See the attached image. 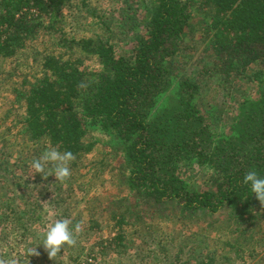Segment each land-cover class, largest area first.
Listing matches in <instances>:
<instances>
[{"label":"trees","instance_id":"16d2710c","mask_svg":"<svg viewBox=\"0 0 264 264\" xmlns=\"http://www.w3.org/2000/svg\"><path fill=\"white\" fill-rule=\"evenodd\" d=\"M74 1L0 0V64L10 68L0 72V83L11 85L23 109L20 135L28 143L43 140L71 151L72 167L97 144L90 130L104 132L119 146L127 198L134 204L125 199L124 208L113 209L111 244L125 247L127 213L134 221L143 220L141 213L169 220V211L226 213L236 226L262 220L256 211H264V202L243 178L250 170L264 177V0H151L141 37L123 56L108 39L74 40L64 33L63 11ZM79 1L85 6L87 0ZM193 21L212 57L200 77L239 80L257 89V99L243 103L219 134L210 129L199 103L201 82L183 78L170 104L159 106L173 85L168 63L189 49L186 35L194 36ZM86 57L97 59L104 72L88 71ZM22 67L35 71L17 77ZM17 78L19 83H11ZM187 164L209 172L207 187L194 191L180 177ZM8 202L0 224H18L23 217ZM205 259L198 264H214L213 257Z\"/></svg>","mask_w":264,"mask_h":264},{"label":"rangeland","instance_id":"374dc122","mask_svg":"<svg viewBox=\"0 0 264 264\" xmlns=\"http://www.w3.org/2000/svg\"><path fill=\"white\" fill-rule=\"evenodd\" d=\"M73 5L63 11L64 33L74 40L108 39L116 55L123 56L141 37L153 3L151 0H87L83 6L75 0ZM77 8H80L78 12L73 11ZM192 28L194 36L186 35L189 49L168 63L173 85L169 96L160 98L159 106L163 109L170 104L183 78L201 82L199 103L210 129L217 134L226 132L231 120L240 114L243 103L257 99V89L254 84L239 80L227 82L216 76L200 77L202 66L210 63L212 57L206 53L207 41L195 21ZM84 60L91 73L104 72L97 59ZM257 68L255 65L250 71ZM2 71H10L7 64H0ZM34 71L22 67L17 69L16 76H27ZM14 81L19 83L20 78L11 83ZM22 113L11 85L0 83V217L6 212H2L3 208L11 204L10 199L15 213L23 217L18 224L14 222L15 226L0 224V258L15 259L17 264H198L211 256L214 264L262 263L264 211L261 209L256 213L261 212L262 220L243 226L234 225L226 213L169 211V220L163 219L166 216L151 218L141 213V221H134V216L127 213L128 225L123 229L125 247L116 248L110 242L116 233L112 211L124 208L125 199L128 205L134 204L131 197L127 198L128 174L119 146L104 132L90 130L88 136L96 139L97 144L74 167L71 165L70 179L63 183L53 176L44 179L34 174L30 162L51 147L43 140L28 143L20 135L18 122ZM208 173L192 164L184 165L179 171L180 177L197 192L207 187ZM65 218L72 221L73 227L77 223L81 225V231L76 234L77 244L62 249L52 259L43 247L37 249L39 256L29 257L26 250L41 246L47 225ZM91 223L98 227L90 228ZM244 229L247 234L241 236ZM240 242L242 250H239Z\"/></svg>","mask_w":264,"mask_h":264},{"label":"clouds","instance_id":"9594fccd","mask_svg":"<svg viewBox=\"0 0 264 264\" xmlns=\"http://www.w3.org/2000/svg\"><path fill=\"white\" fill-rule=\"evenodd\" d=\"M76 159L71 151L61 152L56 148H50L43 154L30 162V167L34 174H39L47 179L49 176L55 177L56 181L65 182L71 177V163ZM243 184L248 186L255 198L264 202V177H261L255 170L248 171L243 178ZM81 231L79 223L72 226L70 219H59L47 225L39 247L28 248L26 250L29 257L39 256L38 248L43 247L48 257H56L61 250L66 247H74L77 244L76 234ZM0 264H17L15 259L0 258Z\"/></svg>","mask_w":264,"mask_h":264}]
</instances>
